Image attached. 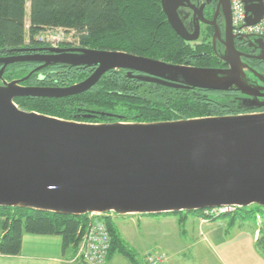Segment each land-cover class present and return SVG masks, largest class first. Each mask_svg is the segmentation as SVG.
<instances>
[{
  "label": "water",
  "instance_id": "1",
  "mask_svg": "<svg viewBox=\"0 0 264 264\" xmlns=\"http://www.w3.org/2000/svg\"><path fill=\"white\" fill-rule=\"evenodd\" d=\"M161 0L172 30L185 34L173 6ZM246 25L259 22V0L244 1ZM194 8V7H193ZM201 6L194 20L214 28L222 48L218 59L225 69L172 65L124 52L82 48L24 49L0 58V208H19L63 216L170 215L220 207H264V112L148 124H86L18 109L16 98H66L83 94L110 71L144 75L143 81L174 88L210 92H239L243 106L264 107V75L255 72L236 50L238 45L259 50L264 62V39L235 37L229 0H217L224 19L221 39L215 17L207 22ZM197 15V18H196ZM196 18V19H195ZM38 66L26 77L6 82L7 66ZM62 65L94 68L84 81L64 88L23 87L34 72ZM246 72L262 84L254 87ZM262 99V101H260Z\"/></svg>",
  "mask_w": 264,
  "mask_h": 264
},
{
  "label": "trees",
  "instance_id": "2",
  "mask_svg": "<svg viewBox=\"0 0 264 264\" xmlns=\"http://www.w3.org/2000/svg\"><path fill=\"white\" fill-rule=\"evenodd\" d=\"M57 29L71 35L78 44L76 48L124 52L172 65L191 61L199 68L224 66L211 46L206 50L204 45L192 48L180 40L169 26L159 0H0V58L28 54L19 52L24 49L47 48L37 42L35 36ZM61 45L73 47L70 43ZM37 66L32 63L9 65L2 80L22 79ZM94 70L50 66L34 72L20 85L69 87L84 81ZM144 82L142 77L128 76L123 70L110 71L83 94L57 99L16 98L14 104L20 110L86 124H148L247 112L233 106L225 93ZM192 213L201 214L208 221L225 216H230L231 221L259 217L262 227L255 246L264 256V207L251 205L221 215H204V210ZM110 215L97 217L105 224L111 239L107 261L119 253L131 264H137L134 253L121 242ZM88 223V215L73 217L0 208L3 232L0 255L18 256L23 234H30L60 236L63 252H70L74 257Z\"/></svg>",
  "mask_w": 264,
  "mask_h": 264
},
{
  "label": "rangeland",
  "instance_id": "3",
  "mask_svg": "<svg viewBox=\"0 0 264 264\" xmlns=\"http://www.w3.org/2000/svg\"><path fill=\"white\" fill-rule=\"evenodd\" d=\"M47 34V30L39 33L35 36L36 41L47 46L40 42L41 38L45 40ZM63 39L64 43L78 46L68 34ZM198 45L191 44V47ZM202 45L204 50L211 46L209 40L206 45L204 42ZM110 216L121 242L128 251L134 253L137 264H145L144 255L148 252L164 253L166 258H171L170 264H244L253 259V254L257 256V251L260 252L255 244L252 247L249 242L240 246V239L247 238L245 236L250 230L257 228L259 232L261 229L262 220L259 217L231 221L230 216H225L208 221L201 214L193 213ZM114 256L116 264H131L119 253ZM261 256L264 261V256Z\"/></svg>",
  "mask_w": 264,
  "mask_h": 264
},
{
  "label": "built area",
  "instance_id": "4",
  "mask_svg": "<svg viewBox=\"0 0 264 264\" xmlns=\"http://www.w3.org/2000/svg\"><path fill=\"white\" fill-rule=\"evenodd\" d=\"M244 1L254 0H229L231 13V31L235 37H257L264 39V0H259L263 6L262 19L255 25H246V10L244 7ZM47 34L43 40L40 39L41 43H45L47 47H58V45L64 43V31L47 30ZM52 36V37H51ZM71 36V35H70ZM235 208L231 207H220L211 210H204V215H221L230 213ZM97 217L99 215L89 214V223L82 235L78 251L72 257L69 264H106L111 239L109 232L102 221ZM166 262V256L160 252H149L144 255L145 264H164Z\"/></svg>",
  "mask_w": 264,
  "mask_h": 264
},
{
  "label": "flooded vegetation",
  "instance_id": "5",
  "mask_svg": "<svg viewBox=\"0 0 264 264\" xmlns=\"http://www.w3.org/2000/svg\"><path fill=\"white\" fill-rule=\"evenodd\" d=\"M171 1L172 2L174 1L173 6L175 8V11L178 15L180 22L183 24V28L186 32L185 34H187L188 37H191V38L195 37V31H196L197 24H198V29H197L198 30V36H197V39L195 41L183 40L181 37H179L175 33L180 38V40L183 41L185 44L191 45V44L199 43L200 45H202L204 42V44L206 45L207 40H209L211 47H212V38L214 35V28L212 26L206 25L201 20H199L198 22H196V20H194V9H195V12L197 13L201 6H204V8L202 10V16H203L204 20L207 22H211V21H213V19L215 17V23H216L218 30L220 31L221 39L222 40L224 39V31H223L224 19H223V15H222V8H220V13L215 15L217 0H171ZM159 2H160V8H161V0H159ZM196 18H197V15H196ZM238 43L239 42H237L235 40L236 50L239 53H242L244 56L245 55L248 56V57L242 58V62L244 64L245 63L248 64L249 67L252 68L255 72H258V73L264 75V62L259 61L258 59H255L257 56L261 55L260 51L257 49L252 50V49H249L245 46L238 45ZM215 47L217 50L216 57L218 58V54L220 52V49L222 48L221 42L216 40ZM58 48L65 49V48H76V47L60 45V46H58ZM191 63H192L191 61H187L186 63L181 64V65L195 67ZM222 65H224V64L222 63L221 66ZM196 68H199V67H196ZM224 68L226 69L227 66L224 65L222 68H216V69H224ZM125 72L127 73V71H125ZM131 74H133V76L142 77L143 79L145 78L144 75H141V74L136 73V72H132ZM128 76H130V74ZM245 76H248V79L250 80L251 84L254 87L258 88V86H262V84L258 81V79L256 80L253 76L248 74V72H246ZM144 83L157 85L154 82L145 81ZM219 93L227 94V96L230 98L229 100L232 104L234 103L233 101L235 99V100H239L241 106L245 105V104H243V99H242L243 96H241V94L239 92L235 91V92H219ZM260 101H262V99H260ZM248 112H250V113L264 112V107L259 108L258 110L253 109L252 111L240 112L237 114H247ZM223 114H225L224 116L233 115L231 113L228 114L225 112Z\"/></svg>",
  "mask_w": 264,
  "mask_h": 264
},
{
  "label": "crops",
  "instance_id": "6",
  "mask_svg": "<svg viewBox=\"0 0 264 264\" xmlns=\"http://www.w3.org/2000/svg\"><path fill=\"white\" fill-rule=\"evenodd\" d=\"M2 236L3 232L0 227V240ZM245 237L247 238L240 239V246L249 242L250 246L254 247L258 238V229L250 230ZM256 254L257 256L253 254V259L244 262V264H264V261L261 260V253L257 251ZM71 259L70 252L64 253L62 250V239L60 236L23 234L20 254L18 256L0 255V264H69ZM170 262L171 258L167 256L164 264H170ZM106 264H116V257L112 256Z\"/></svg>",
  "mask_w": 264,
  "mask_h": 264
},
{
  "label": "bare ground",
  "instance_id": "7",
  "mask_svg": "<svg viewBox=\"0 0 264 264\" xmlns=\"http://www.w3.org/2000/svg\"><path fill=\"white\" fill-rule=\"evenodd\" d=\"M69 32V31H68ZM77 36V35H76Z\"/></svg>",
  "mask_w": 264,
  "mask_h": 264
}]
</instances>
